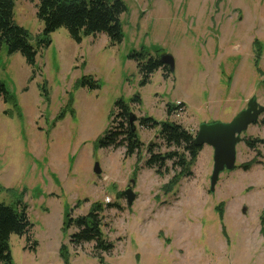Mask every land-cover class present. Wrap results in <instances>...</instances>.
I'll return each instance as SVG.
<instances>
[{
	"label": "rangeland",
	"instance_id": "rangeland-1",
	"mask_svg": "<svg viewBox=\"0 0 264 264\" xmlns=\"http://www.w3.org/2000/svg\"><path fill=\"white\" fill-rule=\"evenodd\" d=\"M38 1L15 0L14 6V21L33 46L43 28ZM122 1L123 39L115 46L105 34L75 43L59 28L34 67L21 54H8L5 45L0 49V82L17 100L14 109L0 97V202L26 206L32 224L26 236L10 238L13 264H64L62 245L69 264H264V113L241 135L236 168L220 174L213 193V150L206 145L192 175L163 191L174 171L157 174L145 161L149 145H157L154 152L166 148L158 128L138 123L142 116L169 120L195 136L203 122L231 121L253 96L264 106V0ZM254 40L263 48V76L253 64ZM140 50L152 57L170 54L174 71L160 68L140 86L129 58ZM83 76L100 88H75ZM135 95L141 99L131 104L140 155L95 147L107 127L117 125L110 115L114 103ZM167 104L176 107L169 117ZM248 139L259 141L255 150ZM244 164L248 170L239 167ZM131 180L135 199L128 206L124 191ZM95 203L103 207L102 232L114 245L100 254L102 262L93 243L74 246L76 229L64 230L66 210L76 218Z\"/></svg>",
	"mask_w": 264,
	"mask_h": 264
},
{
	"label": "trees",
	"instance_id": "trees-1",
	"mask_svg": "<svg viewBox=\"0 0 264 264\" xmlns=\"http://www.w3.org/2000/svg\"><path fill=\"white\" fill-rule=\"evenodd\" d=\"M15 0H0V49L5 45L8 54L19 53L25 59L27 65L34 67L38 52L51 45V34L59 28H65L68 35L75 43H81L83 37H95L105 34L109 45L120 44L123 39L121 28V16L127 12V8L122 0H39L36 5V17L42 23L43 28L36 37L35 46L31 44V36L27 30L18 26L14 21ZM255 56L254 68L258 75L263 76L259 67L262 45L254 40ZM160 51H157L159 53ZM130 59L136 62L137 69L141 75L140 86H145L150 76L160 68L170 72L169 68L159 61V56H149L144 50L134 51L129 55ZM34 74V71H33ZM167 75L164 74V77ZM85 88L96 90L100 88L97 80L91 76H83L78 79L75 88ZM46 93L45 87H41ZM0 97L5 104H10L17 108L16 98L0 82ZM70 100L72 96L70 94ZM141 104L139 95H135L129 103L123 99H118L114 103V109L110 115H115L112 123L103 135L96 140L95 147L101 148H123L125 156L140 155L142 142L133 126L131 104ZM173 104H167V116L171 115ZM180 107V106H179ZM176 108V107H174ZM59 116V119L62 117ZM136 121V120H135ZM139 126L145 129L158 128V136L166 148L165 152H154L156 144L147 147L148 158L145 166L154 169L157 174L162 171H174V175L162 190L169 192L173 186L177 185L182 177H190L191 166L198 157L202 147L193 144L194 135L181 125L169 120L157 121L152 117L142 116L138 118ZM246 145L255 150L258 140H244ZM171 167H167V163ZM243 170H248L250 165H240ZM236 168V167H235ZM136 168L133 176L136 175ZM109 206H116L112 204ZM220 205L216 209L220 216L222 209ZM103 207L95 203L84 216L72 218L69 211H65L64 230L75 228L76 232L71 235L70 242L74 246L83 243H93V249L97 259L102 262L101 253L110 252L114 245L108 241L102 232ZM32 227L26 213V206L17 202L15 206H8L0 202V264H13L9 249V241L12 236H26ZM33 245H36L34 242ZM34 249L33 246L30 247ZM60 256L64 264H69V254L67 247L62 245Z\"/></svg>",
	"mask_w": 264,
	"mask_h": 264
},
{
	"label": "water",
	"instance_id": "water-1",
	"mask_svg": "<svg viewBox=\"0 0 264 264\" xmlns=\"http://www.w3.org/2000/svg\"><path fill=\"white\" fill-rule=\"evenodd\" d=\"M161 64L167 66L171 72L174 71V59L170 54L159 56ZM264 113V106L259 105L256 97H251L247 102L245 109L241 110L229 122L222 123L219 121L203 122L199 124L193 144L196 147L209 146L213 150L212 172L209 178V191L213 193L219 180L220 174L225 171L231 172L236 167L237 145L241 142V135L247 131L250 125L255 124L261 114ZM135 116H132V121ZM93 172L96 175L101 174L98 163L94 164ZM134 180L126 187L124 195L128 206H131L135 193L133 192Z\"/></svg>",
	"mask_w": 264,
	"mask_h": 264
},
{
	"label": "built area",
	"instance_id": "built-area-1",
	"mask_svg": "<svg viewBox=\"0 0 264 264\" xmlns=\"http://www.w3.org/2000/svg\"><path fill=\"white\" fill-rule=\"evenodd\" d=\"M179 104H180V103L176 104V107H178V108H179V106H180Z\"/></svg>",
	"mask_w": 264,
	"mask_h": 264
}]
</instances>
